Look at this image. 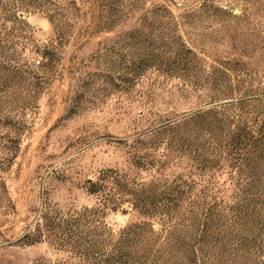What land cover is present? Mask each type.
Here are the masks:
<instances>
[{"label": "rangeland", "instance_id": "1", "mask_svg": "<svg viewBox=\"0 0 264 264\" xmlns=\"http://www.w3.org/2000/svg\"><path fill=\"white\" fill-rule=\"evenodd\" d=\"M210 1L243 18L227 28L217 12L194 0L164 4L203 67L238 62L253 71V92L264 97V8L252 6L256 0L246 5L238 0ZM97 5V0H17V16L26 27L2 39L15 50L11 62L19 70L7 98L0 97V264H64L67 254L51 246L44 219H63L98 207L106 191L95 195L89 188L103 171L143 182L170 180L191 171L185 158L167 152L164 145L154 150L151 132L196 111L203 99L182 93L175 81L151 69L129 81L128 71L139 62L143 47L123 35L147 30L139 27L135 15L105 31V13ZM10 27L5 24L1 34ZM59 28L65 33L61 44ZM53 47L60 57L54 76L47 85L38 78L35 83L41 87L32 86L30 70H37L41 61L36 50ZM228 98L219 95L221 103ZM139 160L161 164L137 169ZM226 179L222 176L219 184ZM140 220L125 204L115 213L106 210L102 218L113 230ZM26 235L36 236L38 243L22 244Z\"/></svg>", "mask_w": 264, "mask_h": 264}, {"label": "trees", "instance_id": "2", "mask_svg": "<svg viewBox=\"0 0 264 264\" xmlns=\"http://www.w3.org/2000/svg\"><path fill=\"white\" fill-rule=\"evenodd\" d=\"M97 1L107 20L105 31L135 15L139 27L147 30L123 35L143 47L139 62L128 71L129 81L151 69L175 81L182 93L203 99L196 111L151 132L154 150L164 145L167 152L185 158L191 171L157 182L112 170L101 172L99 182L89 188L95 195L106 191L98 207L63 219H44L51 246L67 254L64 264H264V97L253 92L257 85L253 71L238 62L203 67L164 4L175 5L174 0ZM194 2L217 12L222 27L231 28L243 18L214 7L210 0ZM16 4L17 0H0V97L5 98L19 68L11 62L15 50L2 39L26 27L17 16ZM251 4L264 8L262 0ZM7 23L11 27L4 32ZM64 38L59 28L58 44ZM36 51L41 61L37 70H30V80L32 86L41 87L35 80L47 85L60 57L56 47ZM219 95L230 98L221 103ZM160 164V160H139L135 167L146 165L149 170ZM224 175L226 181L219 184ZM124 204L141 220L118 230L108 228L102 221L105 211L115 213ZM38 241L28 235L21 240L29 246Z\"/></svg>", "mask_w": 264, "mask_h": 264}]
</instances>
